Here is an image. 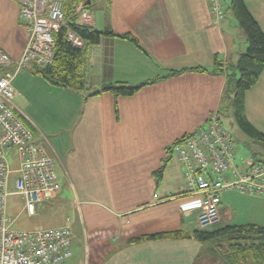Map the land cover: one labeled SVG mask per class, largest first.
<instances>
[{"label": "crops", "instance_id": "crops-1", "mask_svg": "<svg viewBox=\"0 0 264 264\" xmlns=\"http://www.w3.org/2000/svg\"><path fill=\"white\" fill-rule=\"evenodd\" d=\"M223 1L225 16L216 22L206 0H90L93 29L127 36L102 35L86 44L85 89L52 85L29 68L14 78L18 115L54 161L59 190L37 214L49 213L52 224L45 228H71L67 264H224L216 241L195 238L197 210L182 209L192 196L170 150L203 126L211 111L232 114L226 77L238 76L237 60L248 42L228 9L232 0ZM242 1L264 32V0ZM26 41L18 3L0 0V49L17 58ZM171 71L176 73L162 78ZM149 81L129 96L100 91L107 84ZM242 115L264 134V68L244 92ZM235 123L241 135L231 134L244 145H235L236 163L264 164V143ZM241 194L263 207L264 198ZM220 214L222 222L211 228L244 224L227 219L222 200ZM246 223L264 227L258 219ZM172 231L181 236L140 239Z\"/></svg>", "mask_w": 264, "mask_h": 264}, {"label": "built area", "instance_id": "built-area-1", "mask_svg": "<svg viewBox=\"0 0 264 264\" xmlns=\"http://www.w3.org/2000/svg\"><path fill=\"white\" fill-rule=\"evenodd\" d=\"M19 19L27 30L21 54L11 58L0 49V264H67L72 255L73 233L68 225L22 230L12 228L6 213L9 195H18L21 212L35 216L38 206L59 190L54 161L33 141L20 119L13 80L22 68L46 67L54 60V34L64 29V39L77 48L85 43L72 25H89L91 13L84 4L74 6L75 19L65 15L64 0H15ZM216 22L225 16L223 0H206ZM236 143L218 111H211L203 126L181 136L170 150L183 168L184 191L192 196L182 209H196L197 229H209L221 219L222 190L264 198V164L250 159L235 161ZM15 149L17 167L8 153ZM11 179V187H10Z\"/></svg>", "mask_w": 264, "mask_h": 264}, {"label": "trees", "instance_id": "trees-1", "mask_svg": "<svg viewBox=\"0 0 264 264\" xmlns=\"http://www.w3.org/2000/svg\"><path fill=\"white\" fill-rule=\"evenodd\" d=\"M81 1L85 6H89L86 0H64L63 10L65 15L75 19V15L73 14L74 6ZM228 9L233 13L238 24L244 31L248 46L238 57L236 64L239 72L238 76L234 77L233 74H230L226 77L225 97L229 101L228 106L232 109V114L240 128L264 143V134L253 129L243 119L242 115L244 92L257 81L260 72L264 68V32L247 11L242 0H232ZM72 29L82 38L85 46L86 44L98 43L102 35L127 36L115 34L111 30L98 31L90 25L84 24L72 25ZM63 35V28L54 34L55 46L53 62L46 67L34 65L29 67V69L32 73L42 76L52 85L80 92L85 89L83 75L81 74L82 56L85 51V46L82 49L77 48L65 40ZM193 70L205 71L201 67H194ZM213 72H221V64L217 60L215 61ZM175 73L171 71L162 78L174 75ZM153 81L144 82L136 86H131L124 82H117L104 85L100 91H109L115 96H129L140 87ZM97 93L98 91L92 94ZM194 235L199 241H216L215 247L220 251L224 264H264L263 226L253 223L226 224L214 230L196 229ZM180 236V231H172L151 234L143 236L140 239L177 238Z\"/></svg>", "mask_w": 264, "mask_h": 264}, {"label": "rangeland", "instance_id": "rangeland-1", "mask_svg": "<svg viewBox=\"0 0 264 264\" xmlns=\"http://www.w3.org/2000/svg\"><path fill=\"white\" fill-rule=\"evenodd\" d=\"M80 4H83V2L81 1L76 5ZM222 116L221 119H223V123L229 129V131L235 136H238V134L241 135V131L237 127L232 114H230L224 109ZM237 144H240V147L243 150V142L237 141L236 145ZM244 152L246 154H249L247 150H245ZM8 160L10 162L11 168L17 167V157L15 149L11 150L8 153ZM220 196L224 205V211L226 212V215H228L226 217L228 220L231 219V222L246 223L248 219L252 218L258 219L262 224H264V205L261 208H256L254 206L256 204V201H259V199L247 197L234 189L224 190L220 193ZM21 207L22 201L20 200V197L18 195H9L7 197L6 213L10 219H14V222L11 225L12 228L32 230L38 228H45L52 224V220L50 219L48 212H40L36 216H27L25 213L20 211ZM226 217H224V221ZM221 222L222 220L220 219L218 224H220ZM211 229L214 228H210L207 230ZM199 260H202V258Z\"/></svg>", "mask_w": 264, "mask_h": 264}, {"label": "water", "instance_id": "water-1", "mask_svg": "<svg viewBox=\"0 0 264 264\" xmlns=\"http://www.w3.org/2000/svg\"><path fill=\"white\" fill-rule=\"evenodd\" d=\"M86 3H87L88 5H90V0H86Z\"/></svg>", "mask_w": 264, "mask_h": 264}]
</instances>
